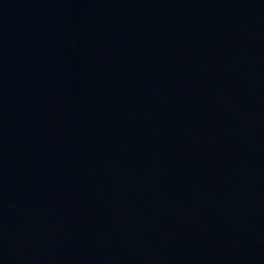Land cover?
Wrapping results in <instances>:
<instances>
[{"label": "water", "instance_id": "water-1", "mask_svg": "<svg viewBox=\"0 0 264 264\" xmlns=\"http://www.w3.org/2000/svg\"><path fill=\"white\" fill-rule=\"evenodd\" d=\"M0 264H264V0H0Z\"/></svg>", "mask_w": 264, "mask_h": 264}]
</instances>
